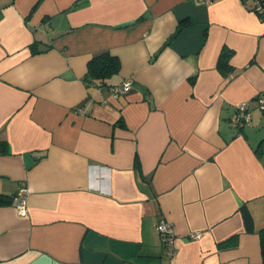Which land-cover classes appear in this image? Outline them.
<instances>
[{
	"label": "crops",
	"instance_id": "crops-1",
	"mask_svg": "<svg viewBox=\"0 0 264 264\" xmlns=\"http://www.w3.org/2000/svg\"><path fill=\"white\" fill-rule=\"evenodd\" d=\"M104 50L118 70L86 80ZM260 94L264 19L242 0H0V195L28 210L0 204V264H262Z\"/></svg>",
	"mask_w": 264,
	"mask_h": 264
},
{
	"label": "built area",
	"instance_id": "built-area-1",
	"mask_svg": "<svg viewBox=\"0 0 264 264\" xmlns=\"http://www.w3.org/2000/svg\"><path fill=\"white\" fill-rule=\"evenodd\" d=\"M204 1L211 2L213 0H204ZM242 1L247 9L254 11L257 14L264 13V0H242ZM131 85H132V80L127 79L113 86V91L116 94L125 93L130 89ZM257 102H258V106L262 110H264V94L259 95ZM237 111H238L237 115L233 118L234 123L242 124L249 120L248 103L246 102L241 103L238 106ZM12 202H14V205L20 216L27 215L28 210L26 205V190L24 188L19 189L12 196ZM155 228L160 234L162 240L164 241L167 254L172 256L175 253V247H174L175 232L172 224L165 219H160L157 222ZM189 237L196 240L200 238V234L198 232H191L189 233Z\"/></svg>",
	"mask_w": 264,
	"mask_h": 264
},
{
	"label": "trees",
	"instance_id": "trees-1",
	"mask_svg": "<svg viewBox=\"0 0 264 264\" xmlns=\"http://www.w3.org/2000/svg\"><path fill=\"white\" fill-rule=\"evenodd\" d=\"M258 15L261 19H264V13H259ZM30 48H31V53L33 54L41 51V49L39 50L38 48H36V42H33ZM46 48H48V45L46 46ZM229 56H230V52H225L223 54V57L219 59L218 68L221 71H226V69L229 67L228 64ZM118 68H119V61L116 58V56L111 55L106 50L100 51L94 54L92 58L89 60L85 79L101 81L104 77L116 72ZM235 124L237 126H241V124L238 123ZM3 144L4 143L0 141V146H3ZM11 201H12V196H9L7 198L0 195V204L10 203ZM241 212L246 230L253 231L251 217L244 206L241 207ZM258 235L260 242L261 261L262 264H264V228H261L258 231Z\"/></svg>",
	"mask_w": 264,
	"mask_h": 264
}]
</instances>
